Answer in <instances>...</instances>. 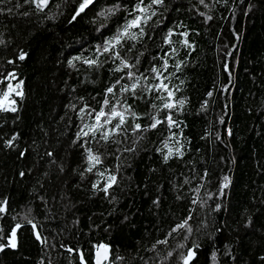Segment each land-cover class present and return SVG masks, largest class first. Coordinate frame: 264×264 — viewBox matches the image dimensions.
I'll use <instances>...</instances> for the list:
<instances>
[{"label": "trees", "instance_id": "1", "mask_svg": "<svg viewBox=\"0 0 264 264\" xmlns=\"http://www.w3.org/2000/svg\"><path fill=\"white\" fill-rule=\"evenodd\" d=\"M81 2L51 0L43 10L24 0L0 4V79L14 72L24 92L23 100L16 97L17 112L0 111V205L6 209L0 245L16 229V247L0 251V264H81L80 252L94 264L100 244L109 246L112 260L123 257L116 264H182L181 254L194 245L191 264H264V0H206L210 7L165 0L145 28L150 38L121 54L132 60L143 53L139 72L157 83L150 68L177 49L165 58L170 72L183 61L170 80L175 99L185 100L171 111L179 126L148 128L149 115L163 119L165 112L158 111L155 94L138 92L143 99L127 102L147 130H129L123 143L106 145L74 143L77 112L84 104L99 110L105 90L122 75L114 71L118 61L97 48L131 19L137 0H95L73 19ZM169 30L171 45L165 42ZM185 31L193 49L181 43ZM97 57L98 68L84 63ZM165 141L173 152L182 146L183 156L165 162ZM89 146L103 161L93 172L86 171ZM110 173L118 183L106 195L93 185L103 187ZM200 184L201 203L193 205L191 189ZM193 208L188 238L174 233L152 251Z\"/></svg>", "mask_w": 264, "mask_h": 264}, {"label": "snow or ice", "instance_id": "2", "mask_svg": "<svg viewBox=\"0 0 264 264\" xmlns=\"http://www.w3.org/2000/svg\"><path fill=\"white\" fill-rule=\"evenodd\" d=\"M6 0H0V4L5 3ZM7 2H11V0H7ZM27 4H32L35 6L37 10H43L47 8L51 3V0H24ZM95 0H82L79 4V8L76 14L73 16V19L76 18L80 13H83L85 9L89 8L90 5H93ZM165 0H137L131 12H129V16L131 19L127 20L122 29L117 32V34L106 41L103 46H99L97 48V52L101 56H105L106 59H112L115 63L118 61L115 72L122 73L116 81L110 85L105 90V96L103 101L100 104L99 110L92 108L88 104H84L79 108L77 112L78 118L81 121L80 130L76 134L75 142H83V144H90V141L95 140L99 145L101 141H103L104 145L113 143L120 144L123 143V140L127 138L129 134V130L132 134L137 132H143L147 129L142 126V124L135 122L139 120L141 117L138 113H136L131 104H129L128 98L129 96L132 99H143V95H138L139 93H150L155 94L154 99L160 100L162 102V107L158 109V111H164L165 116L163 119L158 118L157 115H149V119L152 121L148 128L155 129L159 125L167 123V125L171 127H178L179 122L173 120L171 111L176 109L177 107H182L185 103V100L175 99V91L177 89L170 87L171 77L175 75L176 72H179L183 61L177 62L172 65L173 71H169L170 65L168 59L165 57H169L172 54L177 52L176 48H172L171 52H165L164 57H161L162 63L160 66L152 65L150 68V72L154 74L152 78H154L157 83H148L149 76H146L144 73H140L138 69V65L140 63V55L143 53L137 52L135 57L132 60H129L127 56L122 55V51L125 49L127 45L126 51L128 53L133 52L136 48V44L142 42L145 37L150 38V34L145 31L146 26L149 24V21L152 20L154 16L157 15V8L164 6ZM227 2V0H225ZM198 3L204 5L205 7H210L206 0H198ZM118 7L108 8L102 11L99 15L105 16L107 14H112L117 11ZM11 12L12 9L9 8L7 10ZM4 12L3 8H0V13ZM27 14V13H25ZM201 16H205L206 14L201 12ZM207 20H212L213 17L210 15L206 16ZM174 35L172 30H169L168 35L165 37V42L171 45L173 43L171 37ZM181 37H183L181 43L184 47L193 49L194 45L190 43L187 39L188 32L179 33ZM26 58V54L21 51L18 55L19 60H24ZM76 59H79L77 57ZM9 63H15V61H9ZM72 63L71 61L69 62ZM85 64H88L90 67H99L102 64V61L99 58L94 59H86L84 60ZM227 70V66H226ZM167 73V75H165ZM11 80H15V85L11 83ZM125 81H131V83H127ZM167 81V82H166ZM0 85H3V89L0 90V111L2 112H17L18 108L17 100L13 98L19 97L20 100H23L24 92H23V81L20 80L16 74L9 73L3 79H0ZM211 97L212 92L210 91L207 94ZM82 99V98H81ZM151 108L157 109L158 106L156 103H152L150 105ZM202 109L207 108V100L202 104ZM73 110L77 109L76 105H72ZM91 120V123L85 122L86 120ZM129 120L132 123H129ZM175 135V134H174ZM211 135V134H210ZM229 135H231V131L229 130ZM15 136L12 137L10 141H8L9 146L12 145L15 140ZM142 138V137H141ZM177 143H179L177 141ZM164 147L168 149L167 154L164 159L165 162L174 155L178 157L183 156L182 146H179L173 152V149L168 146L167 141L164 143ZM134 148L125 147L124 151L130 152L134 151ZM49 156H52V153H48ZM87 163L88 167L86 168L87 172H93L94 169L100 164H102L101 154L94 151L91 146L87 149ZM99 175L104 177L105 172H99ZM207 175L205 171L204 176ZM204 177L202 176L201 179ZM224 187H228V178L225 177ZM190 181L186 180L185 183H189ZM118 183V177L116 174H108L105 177L104 186L100 187L99 183L94 184V188H99L100 191L104 192L106 195L109 194V190L113 188ZM203 187V184L198 185L196 188L191 189L195 195L191 199V203L196 205L201 203V198L199 197V191ZM154 203L158 204L159 201H154ZM6 204V201L4 202ZM219 208V205L217 206ZM6 209L3 205H0V212H4ZM195 209H190L189 215L186 216L179 223L174 225L166 234L164 239H158L152 247V251L156 250L158 245H167L168 237H171L174 233L185 234L184 238L187 239L188 236L192 232L191 224L189 223L192 220V212ZM19 227V225H17ZM35 228V225H33ZM16 231L13 230L9 237V241L6 245H0V251L4 249V247H16L15 244ZM37 239H41L39 232L36 233ZM179 247H185L184 244L179 245ZM198 245H194L192 248H189L186 254H181L182 264H191V261L195 257V249L198 248ZM69 252H72L73 249L69 248ZM110 249L108 245L100 244L96 246L94 264H105L107 261L108 264H116V260H122L123 257L117 256L115 260H112L109 255ZM168 257L172 256V252H168L166 254ZM81 264H86L84 259L83 252L79 253ZM213 259H215V254H213Z\"/></svg>", "mask_w": 264, "mask_h": 264}, {"label": "rangeland", "instance_id": "3", "mask_svg": "<svg viewBox=\"0 0 264 264\" xmlns=\"http://www.w3.org/2000/svg\"><path fill=\"white\" fill-rule=\"evenodd\" d=\"M11 83H13L14 85H15V83H16V81L15 80H11L10 81ZM13 98H15L16 99V97L13 95ZM15 231H16V229H15ZM15 244H16V237H15Z\"/></svg>", "mask_w": 264, "mask_h": 264}, {"label": "water", "instance_id": "4", "mask_svg": "<svg viewBox=\"0 0 264 264\" xmlns=\"http://www.w3.org/2000/svg\"><path fill=\"white\" fill-rule=\"evenodd\" d=\"M109 255H110V257H111V254H110V252H109ZM107 262V261H106Z\"/></svg>", "mask_w": 264, "mask_h": 264}]
</instances>
